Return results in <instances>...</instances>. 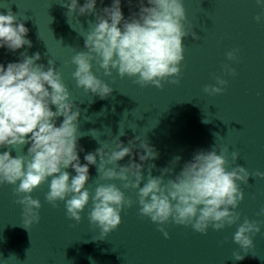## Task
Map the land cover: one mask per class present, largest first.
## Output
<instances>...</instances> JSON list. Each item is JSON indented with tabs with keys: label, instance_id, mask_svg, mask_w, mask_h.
<instances>
[{
	"label": "clouds",
	"instance_id": "clouds-1",
	"mask_svg": "<svg viewBox=\"0 0 264 264\" xmlns=\"http://www.w3.org/2000/svg\"><path fill=\"white\" fill-rule=\"evenodd\" d=\"M128 3L131 9L133 0ZM256 3L264 8V0H256ZM61 6L67 8V13L78 9L81 16L95 15V26L84 37L86 51L72 57L75 65L72 77L77 87L101 99L111 96L113 89L93 73V61L106 76H111L115 70L121 78H133L141 87L163 88L162 81L180 82L183 40L189 36L199 39L187 21L183 0H137L135 7L139 10L133 11L127 19L121 0H112L110 7L98 12L97 0H85L83 6L78 0H61ZM254 19L258 23L264 20V12ZM28 32L10 8L6 14L0 13V48L15 52L25 45L32 47V42L26 39ZM238 51L227 52V59L235 61ZM21 57L19 62H9L6 67L0 64V148L9 149L0 152V184L13 186L15 203L22 206L25 229L40 221L42 205L31 194L48 182L46 201L54 207L58 201H63L71 220L80 222L81 213L91 200L88 219L100 229V240L121 224L124 209L138 203L140 216L159 225L158 231L166 239L169 233L164 226L169 223L191 226L201 234L209 227L220 231L238 224L233 242L245 253L254 247L253 237L261 231L260 223L248 218L240 223L241 215L235 211L244 198L240 184H247L250 178L245 167L235 164L238 152H231L234 164L231 170H228V147L214 144L211 150L195 152L174 175L179 156H175L168 167L159 169V176L152 175L156 165H150L145 181L143 162L157 159L159 152L139 135L125 146L119 139L124 133L120 132L112 137L114 148H109L105 142L94 152L85 154L86 163L82 164L79 157V152L84 151L79 146V138L83 136L79 131L81 110L71 101L62 73L51 59L47 67L37 63L41 59L38 52L32 56L21 53ZM223 67L226 74L236 75L230 65ZM170 77L175 79L169 80ZM215 80V85L204 87L206 94L217 95L224 91L227 81L220 76ZM59 117L63 120L57 126ZM91 136L101 145L95 135ZM24 145H30L25 155H12V150ZM137 148L141 163L134 158L126 165L118 163L125 157H134ZM90 165L96 166L101 180L120 181L121 186L99 183L94 194L91 193L86 188ZM69 168L75 171V176L66 171ZM252 175L264 177V173L259 172ZM166 176L169 178L165 182ZM122 189L136 190L137 199L126 196ZM258 215H264V208ZM232 258L244 259L239 252H234Z\"/></svg>",
	"mask_w": 264,
	"mask_h": 264
}]
</instances>
